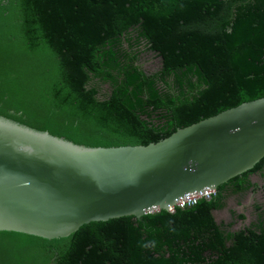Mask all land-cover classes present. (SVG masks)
Instances as JSON below:
<instances>
[{"label": "trees", "instance_id": "obj_1", "mask_svg": "<svg viewBox=\"0 0 264 264\" xmlns=\"http://www.w3.org/2000/svg\"><path fill=\"white\" fill-rule=\"evenodd\" d=\"M260 98L264 0H0V117L15 124L87 148L146 146ZM263 171L264 157L173 213L57 239L0 231V264H264L260 206L236 231L213 215Z\"/></svg>", "mask_w": 264, "mask_h": 264}, {"label": "water", "instance_id": "obj_2", "mask_svg": "<svg viewBox=\"0 0 264 264\" xmlns=\"http://www.w3.org/2000/svg\"><path fill=\"white\" fill-rule=\"evenodd\" d=\"M264 157V98L146 146L87 148L0 117V231L45 239L210 192Z\"/></svg>", "mask_w": 264, "mask_h": 264}, {"label": "rangeland", "instance_id": "obj_3", "mask_svg": "<svg viewBox=\"0 0 264 264\" xmlns=\"http://www.w3.org/2000/svg\"><path fill=\"white\" fill-rule=\"evenodd\" d=\"M160 63V57L152 52H143L140 55L139 65L148 74L157 71ZM106 90L107 88L104 86L102 92H106ZM251 181L257 185L255 191L249 190L242 195L230 196L226 201L225 208L213 213L217 223H232L229 231L242 229L250 222L255 221L256 206H260L264 210V171L262 174L252 175ZM239 215H243L244 219H240Z\"/></svg>", "mask_w": 264, "mask_h": 264}, {"label": "built area", "instance_id": "obj_4", "mask_svg": "<svg viewBox=\"0 0 264 264\" xmlns=\"http://www.w3.org/2000/svg\"><path fill=\"white\" fill-rule=\"evenodd\" d=\"M215 192H210V193H205V194H200L185 200L180 201L179 203L175 204L174 206H171L167 209L168 212L173 213L175 210V207L178 208H185V207H191L193 205H195L200 199H209L211 198V196L215 195Z\"/></svg>", "mask_w": 264, "mask_h": 264}]
</instances>
